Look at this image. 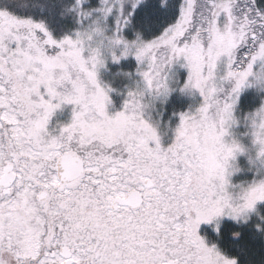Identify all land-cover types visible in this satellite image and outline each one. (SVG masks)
I'll list each match as a JSON object with an SVG mask.
<instances>
[{
	"label": "snow or ice",
	"instance_id": "snow-or-ice-1",
	"mask_svg": "<svg viewBox=\"0 0 264 264\" xmlns=\"http://www.w3.org/2000/svg\"><path fill=\"white\" fill-rule=\"evenodd\" d=\"M0 264H264V0H0Z\"/></svg>",
	"mask_w": 264,
	"mask_h": 264
}]
</instances>
